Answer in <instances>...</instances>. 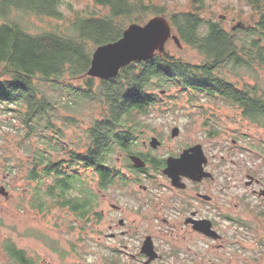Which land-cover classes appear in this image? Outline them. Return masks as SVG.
I'll use <instances>...</instances> for the list:
<instances>
[{"label":"trees","instance_id":"1","mask_svg":"<svg viewBox=\"0 0 264 264\" xmlns=\"http://www.w3.org/2000/svg\"><path fill=\"white\" fill-rule=\"evenodd\" d=\"M93 1L106 14L70 8L66 16L61 0H0V112L20 119L28 136H41L44 149H32L27 179L35 184L30 206L42 215L54 207L68 209L79 220L96 215L98 195L83 172L96 174L99 188L112 183V156L127 144L120 137L128 133L119 129L138 126L132 113L146 110V102L138 98L156 95L153 90L165 93L177 87L176 94H188L190 101L198 96L218 100L264 130V81L241 85L230 78L264 69V0H245L257 21L230 32L222 21L204 18L205 0H191L187 11H171L167 19L180 44L202 57L200 64L157 53L97 85L85 76L91 51L119 39L127 25L144 24L151 15L165 16L166 10L153 0ZM31 16L66 27L31 33ZM83 77L84 86L69 83ZM84 101L99 103L101 115L85 130L84 150L78 152L61 142L62 127L76 120L58 116V110L73 114ZM56 122H63L62 127ZM54 152L63 156L53 160ZM2 249L11 264H38L9 239Z\"/></svg>","mask_w":264,"mask_h":264},{"label":"rangeland","instance_id":"2","mask_svg":"<svg viewBox=\"0 0 264 264\" xmlns=\"http://www.w3.org/2000/svg\"><path fill=\"white\" fill-rule=\"evenodd\" d=\"M61 1L60 8L66 16L70 15V8L90 12L96 10L100 11V15L106 14V10L101 11V7L95 6L93 0ZM190 1L153 0L156 6L163 5L166 10L165 17H169L171 11H187ZM205 8L204 18L222 21L229 32L237 25L243 29L250 23H255L258 18L245 0H205ZM151 17L153 16L148 19ZM28 22L31 33L49 30V26H58L61 30L66 27L63 22L34 16L29 17ZM165 52L192 64L203 61L197 51L183 43L177 45L171 39L165 45ZM230 78L241 85L253 83L257 78L264 81V69L257 68ZM84 80L85 77L72 79L69 83L73 86H84ZM99 81L95 79V85ZM159 91L153 90V93L160 95ZM178 91L177 87H172L167 92L165 90L164 94L181 98L164 99L161 106L154 108L149 117H136L137 121L153 128L179 127L185 138L205 142L207 145L214 144V151L219 155L221 154L218 152L231 147V140H239L235 151L237 155L231 158L240 164L239 168L244 166L255 170L258 166L261 167L258 172L264 175L263 129L243 119L235 107L202 96L190 101L188 94L178 95ZM75 108L73 114L63 109L58 110V116H73L75 124H65L62 127L63 122H56V125L64 131L61 142L71 150L82 152L86 142L84 132L92 120L101 115V106L99 103L84 101ZM210 130L218 134L209 141L206 133ZM41 132L42 130H38L37 134L40 135ZM32 149H44L41 136H28L20 119L0 112V264L12 263L2 249L4 241L8 239L38 264H137L124 257L114 259L111 250L115 243L100 235V230L107 231V224L114 217L111 204L115 203L112 199L118 197L117 193L111 192L107 198L98 194L94 212L102 209L106 214L102 224L98 223L96 216H90L89 220H79L66 208L54 207L47 215L31 208V188L35 184L27 179V173L32 160ZM52 156L53 160H58L63 155L54 152ZM115 157L116 152L112 156V164L116 167ZM83 173L96 191V174L91 170ZM230 173L238 175L240 170L232 167ZM232 192L234 193L233 189ZM121 201L127 204L123 197ZM254 208L232 214V218L239 223L222 222L221 232L224 238L222 241H215L213 247L210 245L211 248H204L203 244H199L197 248L187 247V243L180 242L179 251L173 257L167 256V260L161 264H264V216L258 214ZM136 217L132 212L130 218ZM137 240L136 237L135 245ZM157 243V247L164 250L161 238H158ZM50 246L56 248L57 252Z\"/></svg>","mask_w":264,"mask_h":264},{"label":"flooded vegetation","instance_id":"3","mask_svg":"<svg viewBox=\"0 0 264 264\" xmlns=\"http://www.w3.org/2000/svg\"><path fill=\"white\" fill-rule=\"evenodd\" d=\"M180 98L164 93L141 96L138 99L146 102V110L132 114L144 119L164 99ZM137 124L119 129L128 136L120 137L127 144L116 151L113 181L106 188L96 189L102 198L111 192L118 196L112 199L114 217L107 224V231L100 230L102 237L115 243L111 250L114 259L161 264L179 251L180 242L187 243V247L203 244L208 248L215 241H222L221 223H239L232 214L255 207L264 216V175L258 172L261 167L239 168L240 164L231 158L237 155L239 140H231V147L219 155L214 144L185 138L179 127L153 128L139 121ZM217 134L210 130L207 139L213 140ZM232 167L240 173L231 174ZM122 197L127 204L121 201ZM132 212L137 216L134 219L130 218ZM95 213L102 224L106 214L102 209ZM158 238L162 239L164 250L157 247ZM147 241L153 251L146 248Z\"/></svg>","mask_w":264,"mask_h":264},{"label":"water","instance_id":"4","mask_svg":"<svg viewBox=\"0 0 264 264\" xmlns=\"http://www.w3.org/2000/svg\"><path fill=\"white\" fill-rule=\"evenodd\" d=\"M170 39L180 45L171 24L163 15H155L144 24L131 23L119 39L94 49L85 76L103 81L113 79L122 68L134 62L150 60L157 53H165V45ZM145 246L152 250L150 242L147 241Z\"/></svg>","mask_w":264,"mask_h":264}]
</instances>
